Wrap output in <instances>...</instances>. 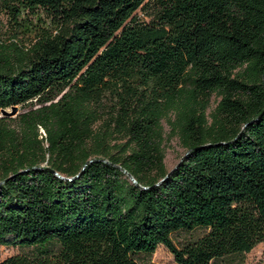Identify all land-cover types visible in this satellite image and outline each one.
<instances>
[{
  "label": "trees",
  "instance_id": "obj_1",
  "mask_svg": "<svg viewBox=\"0 0 264 264\" xmlns=\"http://www.w3.org/2000/svg\"><path fill=\"white\" fill-rule=\"evenodd\" d=\"M0 9L50 24L27 45L0 42V109L37 105L13 124L0 117V245L31 247L0 264H138L159 244L177 264H215L264 240V0ZM107 92L127 115V141L94 126ZM211 92L208 121L200 95ZM169 112L191 149L163 178ZM194 228L203 232L175 244L173 232Z\"/></svg>",
  "mask_w": 264,
  "mask_h": 264
},
{
  "label": "rangeland",
  "instance_id": "obj_2",
  "mask_svg": "<svg viewBox=\"0 0 264 264\" xmlns=\"http://www.w3.org/2000/svg\"><path fill=\"white\" fill-rule=\"evenodd\" d=\"M138 15L148 18L142 10H138ZM22 19L17 17L14 19L9 16L5 10L0 9V42L8 44L14 42L18 46L27 45L33 41L42 30L50 29L48 17L44 13L39 16H24ZM202 103L204 104V114L208 121L211 119V114L220 99V95L216 92L200 95ZM120 99L118 95L107 92L102 99L95 105L98 111V119L95 121L94 126L100 129H107L110 132L112 142H124L128 139V134L125 130L126 114L124 108L120 106ZM140 103V102H139ZM136 105H139L140 104ZM135 105V104H134ZM33 105H16L14 112L9 114H1L13 124L19 113L27 111L29 108L36 107ZM9 111L8 107L4 108ZM138 109V108H137ZM174 118L173 112H169L161 118L162 141L161 147L163 150L162 162L166 169L171 168L184 153L185 147L181 144L179 135L173 132L170 127L168 118ZM40 134H43L41 127H38ZM43 144H45L43 142ZM155 168H148L147 174H152ZM203 232L202 228H194L192 230H178L172 233V239L176 245L181 246L186 241L195 238ZM30 246H19L17 244L0 245V259L17 252H29ZM138 264H177L169 250L162 244H159L152 253L139 252L135 255ZM255 262H264V240L257 242L249 251L232 254L227 256L215 264L222 263H238V264H254Z\"/></svg>",
  "mask_w": 264,
  "mask_h": 264
},
{
  "label": "water",
  "instance_id": "obj_3",
  "mask_svg": "<svg viewBox=\"0 0 264 264\" xmlns=\"http://www.w3.org/2000/svg\"><path fill=\"white\" fill-rule=\"evenodd\" d=\"M8 108L10 109L9 111L5 110L4 108H1V109H0V113H1V114H9V113L14 112L15 109H16V104L10 105ZM256 117H257V116H256ZM256 117H254V118H256ZM254 118H253V119H254ZM190 149H191V148L186 149V150L184 151V153L179 157L178 161H177V162H176L171 168L168 169V171H167L166 174L163 176V178L169 174V172H170V171H171V170L177 165V163H178L180 160L183 159V157L185 156V154H186L188 151H190ZM92 159H93V158H89V159H87V161H90V160H92ZM100 159L106 161L105 158H100ZM115 165H116L117 167H119L123 172H125V173L128 175V177L131 179L132 182L137 183L136 179L134 178V176H133L129 171H127L124 167L120 166L119 164H115ZM57 175H58L59 177H62V176L59 175V174H57ZM160 180H162V178H161ZM160 180H159V181H160ZM142 187H144V186H142Z\"/></svg>",
  "mask_w": 264,
  "mask_h": 264
}]
</instances>
